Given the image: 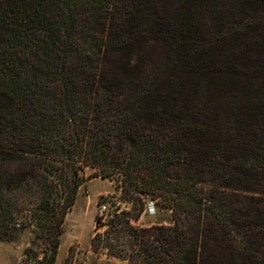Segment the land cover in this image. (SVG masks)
Segmentation results:
<instances>
[{"label": "trees", "instance_id": "1", "mask_svg": "<svg viewBox=\"0 0 264 264\" xmlns=\"http://www.w3.org/2000/svg\"><path fill=\"white\" fill-rule=\"evenodd\" d=\"M86 167L170 213L129 264H264V0H0V239L54 264Z\"/></svg>", "mask_w": 264, "mask_h": 264}, {"label": "rangeland", "instance_id": "2", "mask_svg": "<svg viewBox=\"0 0 264 264\" xmlns=\"http://www.w3.org/2000/svg\"><path fill=\"white\" fill-rule=\"evenodd\" d=\"M93 171L94 168L91 167L81 171L85 180L62 223L54 264H129L125 253L129 249L127 240L110 239L111 243L116 244L114 248H110L105 239L107 223L115 210L130 211L132 215L139 213L136 219L130 220L139 227L171 222L169 211L157 208L149 196H143L142 204L125 199L117 180L90 177ZM101 205H105V209L102 210ZM25 218L20 215L21 221L26 223L25 227L20 228L16 238L0 239V264H44L39 259L42 258L46 245L42 239L35 237L37 228Z\"/></svg>", "mask_w": 264, "mask_h": 264}, {"label": "built area", "instance_id": "3", "mask_svg": "<svg viewBox=\"0 0 264 264\" xmlns=\"http://www.w3.org/2000/svg\"><path fill=\"white\" fill-rule=\"evenodd\" d=\"M102 210L105 209V205H101Z\"/></svg>", "mask_w": 264, "mask_h": 264}]
</instances>
